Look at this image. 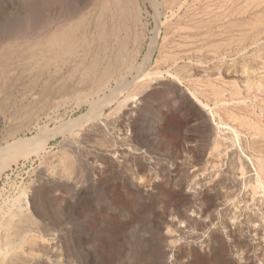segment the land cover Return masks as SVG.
I'll return each mask as SVG.
<instances>
[{
    "label": "rangeland",
    "instance_id": "rangeland-1",
    "mask_svg": "<svg viewBox=\"0 0 264 264\" xmlns=\"http://www.w3.org/2000/svg\"><path fill=\"white\" fill-rule=\"evenodd\" d=\"M123 2L120 15L113 0H0V147L116 90L101 115L2 173L0 222L23 191L42 187L34 200L52 226L53 264H264L263 235L230 245V228L242 236L246 224L264 227V193L255 175L247 181L264 154L242 151L251 140L264 149V0ZM78 17L70 56L41 69L47 42ZM226 170L242 178L230 196L211 188ZM108 219L115 228H104ZM214 231L221 245L206 244Z\"/></svg>",
    "mask_w": 264,
    "mask_h": 264
},
{
    "label": "bare ground",
    "instance_id": "bare-ground-1",
    "mask_svg": "<svg viewBox=\"0 0 264 264\" xmlns=\"http://www.w3.org/2000/svg\"><path fill=\"white\" fill-rule=\"evenodd\" d=\"M50 1H52V0H43L44 3L50 2ZM113 1L116 3L115 6L119 10L120 15H122L123 13H125L127 11V8L125 7L123 0H113ZM73 14H75V12L70 14L67 18H72ZM106 15H107V13H106ZM110 18H111V16H110ZM119 18H120V16H119ZM83 19H84L83 17H78L74 22L69 23L68 29H67V31L63 32V39L60 42H58V41L53 42L52 40H49L47 42V46H48L47 48L48 49H47V51H44L43 56L45 58L43 57L44 59H42L41 69L46 70L50 66L55 67L56 65L60 64L61 62L66 60V58H68L70 56V55H66L64 53V50L69 48L68 40L71 38V35L74 33V31L77 30L76 28L83 23L82 22ZM101 20L98 21V23H97V26H98L97 28L99 31L101 30L99 28H102V26H103L102 25L103 22ZM91 24H92V22H91ZM114 24H115V22H114ZM128 27H129V25H128ZM79 34H81V33H79ZM37 42L35 41V42L29 43V44L31 46H33V45L35 46ZM41 42H39V43H41ZM120 44L122 45V42H120ZM152 47H153V45L150 44L149 50L146 53L145 58L150 57V53L153 49ZM104 72H105V70H104ZM117 86H119V85H116V87ZM114 89H115V87H114ZM114 89H109L110 92H108V94L103 93L102 96L98 95L96 98H94V97H92L91 99L86 98L85 99L86 101L85 100L84 101L87 102L90 106V109L89 110L87 109L86 112H82V113L78 114L77 116H75L74 118L67 120L65 122H61L60 124L53 126L51 128H48L46 125L38 126V131L36 133L37 134L36 136H34V137H18L16 139H14L13 143L8 142V143H6L5 146H1L0 147V177L5 170H7L12 164H16L19 159L28 158L31 154H38L40 151L44 150L45 147L47 146V141L50 138L56 137V135H58L61 132L73 130V128L76 125L77 126L83 125L81 123H83L84 120L86 122L87 119L91 120L92 117H94V116L97 117V115L98 116L101 115L102 114L101 110H102L103 105L109 104L116 97V93H115L116 90L114 91ZM47 91H48V85L45 84L42 87V92L44 94H46ZM167 120L172 121V122H176L178 119L174 115H167ZM211 121H213V123L215 122L214 115H213V117L211 116ZM216 124H219V121H217ZM35 125H37V124H35ZM244 136H245V134H244ZM263 136H264V134H263ZM261 139H263V141H264V137H262ZM240 147H239V150H240ZM242 151L246 155L249 154V152L254 154V152H257V151L264 154V149H262L260 147V145L255 142V140L254 141L251 140L249 142V144H245L244 147L242 148ZM99 155L103 159V161L112 162L106 156H102V153H99ZM89 157H90L89 155L86 156V161L88 163L92 164L93 162L92 161L90 162ZM257 158H260V157H257ZM64 160H65V163L69 166L71 163L70 156H68L66 154L64 157ZM260 160L262 161V162L261 161L260 162L263 163L262 167L261 166L254 167V169H253L254 172L249 176V178L247 176V181L252 180V176L255 175L254 186L261 189L262 192L264 193L263 183L256 180V178L261 180V178L264 176V158H262V159L260 158ZM217 161L215 162V164H217ZM239 161L241 163V169H242L240 176L241 177L243 176L242 178L246 179L245 174L247 172L251 171V169L248 168V165L246 166V164L245 165L243 164L244 160L242 158H239ZM252 164H253V162H252ZM253 165H255V164H253ZM93 169L96 170L95 168H93ZM209 169H210V167L208 168V170ZM172 173H174V172H172ZM206 173H207V171H206ZM66 176H68V178H70V175L68 172L66 173ZM238 177H239V175H238ZM242 178L239 179L230 173L228 174V170H226V171L220 173L217 176L216 180L212 181V187L211 188L215 191V189L217 187H223V188H225L224 196H230L231 194H233V191L239 187V184L241 183ZM64 185H66V184L62 183L61 187H64ZM71 186H72L71 183L66 185V187H69L70 189H71ZM45 190H46V192H50L51 188L49 187V188H46ZM134 190L138 191L139 189L137 186H135V188L132 189V191H134ZM257 191H258V189H257ZM255 194H256V192L252 193V195H249V197H246V198L244 197V199H243L244 203H247L248 198L254 200V197L256 196ZM39 195H42V187H36V188L31 189V190L26 189L25 191H23L21 198H19L16 203L14 202V204H13L14 206H13L12 210L10 211V214L0 222V264H47V263L53 264L55 262L54 260L56 258L53 259L52 258L53 256L48 255L49 253H53L54 249L52 248V250H51V247L46 246V242L48 240L54 239L53 233H52V231H50L52 226L49 223L45 222L41 218V215L43 214L44 211H41L38 209V206L36 205V201L34 200V197L35 196L38 197ZM246 195H247V193H246ZM211 197H212V195H211ZM259 199L261 201V198H259ZM260 201H259V203H261ZM263 201H264V199H263ZM250 205H251V203H250ZM255 206L261 208L256 203H255ZM259 208H257V209H259ZM31 212H33L38 217H35ZM255 218H257V217H255ZM261 219L262 218H260V220ZM107 221L108 222H106V224L104 225V228L106 230L107 229L110 230L112 228H115V224L113 223L112 219H108ZM89 225H91L93 227L95 225L94 220L90 221ZM253 226L246 224V225H244L243 228H240V230L245 229V231H243L244 234H242V236L241 235L239 236L237 230L230 228V232L232 233L231 235L233 237V239H232L233 244L230 243V245H234V246H238V247H242V246L248 247L250 244V238H249L250 234L249 233L252 231H254L255 234H257V235L261 234L264 236V227L263 226L261 228H257V226L255 224V227L257 229H255ZM260 226L261 225H259L258 227H260ZM238 227H239V225H238ZM257 238H259V237H257ZM202 240L203 239H201V241ZM207 240H208V242L205 240V242H207L206 244L211 242V243H214L217 245H221L222 236L218 231H214V232H212L211 237L208 238ZM256 240H258V239H256ZM258 243H260V242H258ZM192 249H194V247H192ZM243 264H248V262L245 261Z\"/></svg>",
    "mask_w": 264,
    "mask_h": 264
}]
</instances>
